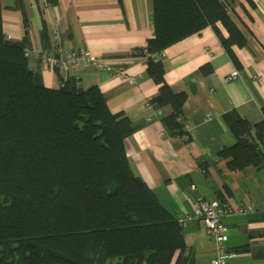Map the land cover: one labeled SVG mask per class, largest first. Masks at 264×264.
Returning <instances> with one entry per match:
<instances>
[{"label": "trees", "instance_id": "16d2710c", "mask_svg": "<svg viewBox=\"0 0 264 264\" xmlns=\"http://www.w3.org/2000/svg\"><path fill=\"white\" fill-rule=\"evenodd\" d=\"M153 25L133 55L146 58L159 86L150 103L167 109L165 127L181 135L188 93L166 81L159 54L212 26L240 67L233 46L248 39L227 0H153ZM29 49L28 31L21 41L6 36L0 0V264H189L183 223L127 154L136 125L76 75L59 73V87L45 85L29 66ZM262 113L257 122L237 110L223 114L236 140L218 155L230 170L264 165V106Z\"/></svg>", "mask_w": 264, "mask_h": 264}, {"label": "crops", "instance_id": "0c3cea01", "mask_svg": "<svg viewBox=\"0 0 264 264\" xmlns=\"http://www.w3.org/2000/svg\"><path fill=\"white\" fill-rule=\"evenodd\" d=\"M231 15L246 34L245 46L233 49L232 60L212 26L172 44L159 54L165 79L176 91H186L184 133L171 134L162 121L167 109L150 100L159 86L147 73L145 57L133 50L154 35L153 0H1L3 29L12 41L29 32L33 50L49 48L58 32L67 49H90L125 67L126 76L95 67H73L67 74L53 70L33 52L29 66L40 72L49 87L63 76L79 75L80 86H98L113 112L123 111L136 125L127 138V154L134 171L155 191L161 203L179 221L193 211L198 199L222 198L234 206L252 203L245 214L223 217L227 248L235 252L228 264H264V165L230 170L218 152L235 142L223 114L237 110L252 122L263 118L264 106V0H227ZM221 33L227 29L217 24ZM210 64L213 72L199 71ZM238 70L239 76L226 77ZM264 149V145L262 146ZM189 264H212L216 243L199 219L183 222Z\"/></svg>", "mask_w": 264, "mask_h": 264}, {"label": "built area", "instance_id": "2783aa9c", "mask_svg": "<svg viewBox=\"0 0 264 264\" xmlns=\"http://www.w3.org/2000/svg\"><path fill=\"white\" fill-rule=\"evenodd\" d=\"M33 52L35 56L40 57L53 70L67 74L73 67L82 68L95 67L102 69L110 74L126 76L125 67L121 64H114L100 56L95 55L90 49H67L63 44L61 35L56 32L52 37V43L49 48L28 50V54ZM79 77V75H77ZM239 76V71L231 72L226 79L232 80ZM254 209V205L244 204L234 206L229 201L216 198L213 200L198 199L193 207V211L188 213L182 223L189 219H199L206 225L208 234L216 243V252L212 258V264H228L229 260L235 256V252L227 248L228 231L223 222V217L233 214H245Z\"/></svg>", "mask_w": 264, "mask_h": 264}]
</instances>
